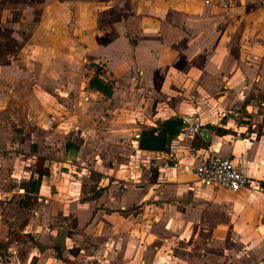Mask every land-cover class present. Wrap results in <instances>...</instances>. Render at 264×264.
<instances>
[{
  "label": "rangeland",
  "instance_id": "rangeland-1",
  "mask_svg": "<svg viewBox=\"0 0 264 264\" xmlns=\"http://www.w3.org/2000/svg\"><path fill=\"white\" fill-rule=\"evenodd\" d=\"M248 5L245 9L237 4L240 10L245 9V18L259 9L251 2ZM79 7L78 4L75 10L69 0H0V151L3 152L0 155V242L4 243L13 234L20 235L22 240L9 246L0 257V264H83L86 257H90L88 264H122L118 252L126 254L134 248L144 250L143 253L151 249L154 255L150 260L154 264H264V256L249 261L247 257L255 248L264 250L263 227L255 226L260 240L252 245V241L234 242L223 235L209 239L211 246L205 245L203 235L193 238L191 244L178 237L175 226L169 225L166 234L163 225L151 224L147 216L143 217V209L134 203L126 206L125 211L116 209L126 213L118 220L120 230L125 232L119 248L111 244L100 254L97 250H88L89 254H81L80 258L65 252L71 242L66 240L68 234L64 235L62 229L67 230L70 223L74 226L81 214L86 218L81 225L72 227V231L76 243H83L77 232L89 221L92 206L80 208L96 197V187L103 183L101 174L117 176L120 196L125 185L133 186L134 194H140L148 182H152L148 191L154 196L175 175L170 170L149 172L143 158H137L132 144L134 136L142 130L138 121H143L146 129L153 123L150 120L153 115L142 114L144 102L148 101L154 108L162 100L148 97L144 91L136 95L134 84L127 86L132 78L140 76L136 67L128 71L121 65L124 69L116 72L115 77L109 73L108 60L101 56L103 49L100 56L95 55L98 49L93 51L91 43L85 41L92 37L89 33L83 36L76 26L88 20L93 23L97 20L99 24L103 19H96V14L79 17ZM29 10L41 12L37 30H31L30 18L23 14ZM50 13L55 14L53 22H50ZM102 25L99 24L98 32L93 28L94 35L107 34L108 29ZM243 26L244 32L230 34L234 42L228 59L232 67L237 64L255 70L264 62V27L256 30L247 27L246 21ZM156 29L154 33L142 34L143 38L159 34ZM190 31L184 34L189 37ZM129 41L136 42L130 37ZM167 45V49H176L174 43ZM124 54L128 58L133 55L129 51ZM202 54L199 51V57ZM95 67H99L103 79L112 83V95L108 98L87 84ZM254 76L255 71L244 78L250 80ZM116 81L123 83L115 86ZM135 88L141 87L135 85ZM77 140H86L93 153L99 140H119V144L99 157L81 156L72 147L64 148L65 143L73 144ZM38 156L48 160L45 164L50 175L41 178L36 195L22 196L19 185H24V178L31 179ZM146 173L150 178L145 177ZM154 247L161 252H156ZM129 260L126 258L124 262ZM133 263L143 264V257H137Z\"/></svg>",
  "mask_w": 264,
  "mask_h": 264
},
{
  "label": "crops",
  "instance_id": "crops-1",
  "mask_svg": "<svg viewBox=\"0 0 264 264\" xmlns=\"http://www.w3.org/2000/svg\"><path fill=\"white\" fill-rule=\"evenodd\" d=\"M69 1L73 2L75 10L76 6L80 5L79 17L96 14V19H103L99 24L108 29L106 35H94L93 28L96 27V32L99 30L97 20L94 23L89 20L78 22L76 26H79L83 36L89 33L92 37L84 40L91 43L93 51L98 49L95 55L100 56V50L103 49L101 56L108 60L109 73L115 77L124 69L123 66L128 71L136 67L140 76L137 79L133 76L127 86L134 84L136 95L144 91L148 97H158L162 100L155 103L154 108L145 101L141 108L144 111L142 114L145 113L148 117L153 115L149 118L153 122L150 128L167 119L181 120L189 116L197 117L202 123V128L192 137L181 132L172 137L165 152L140 150L136 140H133L137 158H143V165L149 172L154 170L161 173L170 170L175 172V175L169 177V182L162 185L165 189L161 187L160 192L157 191L159 194L155 192L154 196L148 191L152 182L146 183L144 192L140 194H134L133 186L125 185L124 193L120 196L117 176L101 174L99 178L103 183L96 187V197L90 198V201H86L80 208L84 209V205L92 206L89 221L87 220L84 228L77 232L79 240L82 238L83 243H76L72 227L82 224L81 221L86 218L84 213L85 216L81 214L79 219H76L74 226L70 223V228L62 229L64 235L68 234L66 240L71 242L65 247V252L80 258L81 254H89L86 252L88 250H97L100 254L109 249L111 244L119 248L125 232L120 230L118 220L124 218L126 213L116 209L125 211V207L133 203L143 209V217L147 216L151 224L163 225L166 234L169 233V225L175 226L178 237L189 240L191 244L193 238L199 235L204 236L206 246H211L209 239H217L221 235L230 238V241H252L251 245L256 244L260 240H257L259 236L256 229L264 228V62L259 63L255 70L237 64L232 67L228 53L234 42L230 37L231 32H244L245 21L247 27L263 29L264 8L259 5L258 0ZM224 1L231 6L232 19L222 24L220 4ZM235 2L245 9L251 2L259 9L245 18V9L240 10ZM23 14L30 18L31 30H37L41 12L29 10ZM54 16V13H50V22H53ZM251 23L253 25H250ZM156 28L159 29V34L152 35L149 39L143 38L142 34L154 33ZM187 30H191L189 37L184 34ZM129 37L136 42L130 43ZM137 37L142 40L137 41ZM171 43L176 45V49L165 47V44L168 46L167 44ZM126 51L133 53L132 57L128 58L124 54ZM199 51L203 52L200 57ZM253 71L254 78H244ZM248 81V85L243 83ZM115 83V86H119L123 81ZM135 85L141 88H135ZM138 123L140 129H146L143 121ZM203 129L210 133L208 142L200 136ZM138 135L134 137L137 138ZM99 141L100 144H97L94 153L88 148L86 140H77L73 144L65 143L64 148L72 147L76 155L96 154L99 157L108 153L110 147L114 148L119 144V140ZM20 142L21 140L19 145ZM2 153L0 151V155ZM209 155L228 158L238 171L259 180L261 189L229 192L193 184L195 178L190 168L200 164ZM174 164L176 168H173ZM145 177L150 178L147 173ZM29 178H24V185H19L18 190L22 196L36 195L37 187L32 190ZM31 178L35 179L37 175L32 172ZM41 187L42 185L39 191ZM149 199L153 202L148 201ZM133 217L131 216L132 219ZM126 233H130L128 229ZM154 249L161 252L157 247ZM143 251L138 248L135 251L134 248L126 254L118 252L117 256L122 257V264H134L133 261L137 257H143V264H154L155 261L150 260L154 255L151 249L145 253ZM263 256L264 250L255 248L249 251L247 257L249 261L251 258ZM126 258L130 260L124 262ZM89 260L90 257H86L83 264H88Z\"/></svg>",
  "mask_w": 264,
  "mask_h": 264
},
{
  "label": "built area",
  "instance_id": "built-area-1",
  "mask_svg": "<svg viewBox=\"0 0 264 264\" xmlns=\"http://www.w3.org/2000/svg\"><path fill=\"white\" fill-rule=\"evenodd\" d=\"M261 7L264 8V0H258ZM222 10V24L228 23L232 19L231 6L224 1L220 4ZM202 123L197 117L189 116L181 118L180 132L188 137H192L199 133ZM176 168V164L173 165ZM188 171V168L185 167ZM194 175L195 185L211 190H226L229 192H237L240 189L259 190L261 182L251 178L238 171L228 158L217 155H209L203 159L200 164L190 168Z\"/></svg>",
  "mask_w": 264,
  "mask_h": 264
},
{
  "label": "trees",
  "instance_id": "trees-1",
  "mask_svg": "<svg viewBox=\"0 0 264 264\" xmlns=\"http://www.w3.org/2000/svg\"><path fill=\"white\" fill-rule=\"evenodd\" d=\"M99 67H95L92 74H89L87 84L88 86L95 90L96 93L108 98L112 95L113 86L111 82L103 79L101 74H99ZM180 133V119H167L159 123L157 126L142 129L139 132L138 137L135 139L137 143V148L140 150L150 151V152H165L167 151V146L169 140ZM70 147V146H69ZM47 159L45 157H37L34 173L37 178H31L29 182L31 184L32 190L38 186L41 178L49 177V169L46 166ZM20 235H11L4 243L0 242V257L4 256L9 246L13 242L22 241L19 240ZM28 238H31L28 236ZM31 242L34 240L31 238Z\"/></svg>",
  "mask_w": 264,
  "mask_h": 264
},
{
  "label": "water",
  "instance_id": "water-1",
  "mask_svg": "<svg viewBox=\"0 0 264 264\" xmlns=\"http://www.w3.org/2000/svg\"><path fill=\"white\" fill-rule=\"evenodd\" d=\"M209 131H207L206 129H203L201 132H200V136L203 138L204 141L208 142L209 140Z\"/></svg>",
  "mask_w": 264,
  "mask_h": 264
}]
</instances>
